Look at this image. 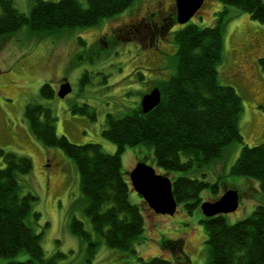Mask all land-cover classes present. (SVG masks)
<instances>
[{"label":"rangeland","instance_id":"374dc122","mask_svg":"<svg viewBox=\"0 0 264 264\" xmlns=\"http://www.w3.org/2000/svg\"><path fill=\"white\" fill-rule=\"evenodd\" d=\"M78 1L87 6V0ZM13 5L28 15L33 1L13 0ZM149 11L154 14L156 29L147 33L145 39L127 41L110 32L141 14L148 16ZM221 12L223 50L217 64L218 81L233 87L241 97L243 109L238 127L243 142L229 144L222 157L195 171L165 175L171 178L187 175L219 182L216 198L224 192V183L228 187L236 186L238 208L222 214L227 223L232 224L249 217L257 204L264 205V188L253 184V179L230 174V167L244 145L252 147L264 141V62L260 61L264 59V23L234 6L205 0L188 24L201 28L213 26ZM169 16L175 21L172 26H169ZM146 17L140 25L142 29L152 25ZM174 18L173 0H135L122 12L92 26L38 32L24 25L0 35V149L27 156L32 161V171L19 176V195L31 193L37 198L25 221L35 233L41 234L40 243L47 261L44 264H49L50 258L51 264H139L138 257L160 256L176 264L175 253L161 245L162 240L176 239L181 241L189 264L208 263L207 233L201 222L200 207L188 212L183 203H178L173 215L157 214L132 188L129 200L140 208L145 230L134 242L135 252L108 247L86 214L88 203L76 163L59 148L46 147L36 140L24 118L27 103L42 104L51 109L56 118L58 136H65L76 145L97 143L104 153L114 154L116 145L102 135L108 127V115L122 119L139 109L142 96L175 71L174 32L182 28V24ZM108 32L111 35L104 38L103 34ZM150 38H155L152 43H149ZM59 78L69 81L72 88L64 98L56 94ZM44 83L56 89L53 97L40 95ZM121 161L127 180L139 161L152 166L156 173L164 174L155 163L152 147L145 144L127 146ZM2 168L4 162L0 157ZM209 190L201 191V201H213L214 195ZM74 219L83 223L90 240L73 233ZM28 257L25 251L0 256V264Z\"/></svg>","mask_w":264,"mask_h":264},{"label":"trees","instance_id":"16d2710c","mask_svg":"<svg viewBox=\"0 0 264 264\" xmlns=\"http://www.w3.org/2000/svg\"><path fill=\"white\" fill-rule=\"evenodd\" d=\"M32 1L27 15L13 5V0H0V35L24 25L38 32L92 26L122 12L135 0H87V6H82L78 0ZM217 1L264 23L263 0ZM221 14L213 26L201 28L186 23L174 32L175 71L170 78L158 82L161 100L157 106L147 113L139 107L122 119L108 115V127L102 135L116 145L114 154L104 153L97 143L76 145L65 136H58L51 109L36 102L25 106L24 118L33 137L46 147L59 148L76 163L88 203L86 214L108 247L135 252L134 242L145 230L140 208L129 200L130 180L125 179L122 172L121 155L127 146L152 147L157 167L169 174L195 171L222 157L229 144L243 142L238 127L243 109L241 97L233 87L218 81L217 64L223 50ZM168 22L172 26L175 21ZM54 94L49 83L40 87L42 97L50 98ZM0 157L4 162V168L0 169V256L25 251L29 255L27 259L8 264H44L47 261L40 243L41 234L35 233L25 221L37 198L31 193L19 195V176L32 171V161L3 149H0ZM230 174L253 179L264 188V141L257 146L244 145L230 167ZM171 181L176 201L183 203L188 212L199 207L200 193L204 189H210L214 199L219 193V182L187 175L171 178ZM223 187L224 191L237 189L225 183ZM201 222L207 233V264H264V205L257 204L249 217L232 224L227 223L222 214L203 215ZM71 227L73 233L90 240L81 221L74 219ZM161 245L175 253L176 264H189L179 239L162 240ZM138 260L139 264H172L161 256L138 257ZM48 263L53 260L50 258Z\"/></svg>","mask_w":264,"mask_h":264},{"label":"water","instance_id":"95a60500","mask_svg":"<svg viewBox=\"0 0 264 264\" xmlns=\"http://www.w3.org/2000/svg\"><path fill=\"white\" fill-rule=\"evenodd\" d=\"M205 0H175L176 21L186 24L194 14L203 6ZM264 1V0H263ZM72 90L68 81L60 85L57 91L59 98H64ZM161 100V92L154 87L141 98V110L149 112ZM129 179L134 191L140 195L147 205L157 214L173 215L176 212V201L171 178L165 174L156 173L155 169L143 161H139L129 172ZM239 205V193L237 189H226L214 201H203L200 209L205 217L225 214L235 211Z\"/></svg>","mask_w":264,"mask_h":264},{"label":"flooded vegetation","instance_id":"af4514ba","mask_svg":"<svg viewBox=\"0 0 264 264\" xmlns=\"http://www.w3.org/2000/svg\"><path fill=\"white\" fill-rule=\"evenodd\" d=\"M173 3L175 5V0H173ZM147 13H149V15L147 16V14H146L147 17L146 16L145 17L148 18L149 20H151V22H152V25L149 26L148 29H146V28H143L142 29V27L140 26L143 23V21L145 20V17L141 14V16L136 17L135 19H133V20H131L129 22H125L121 27H116V28L110 29V32L113 31L117 35V37H119L121 39H125L127 41L139 40V39L141 40L142 38L145 39L147 33L151 32L153 29H156V28H154V26L156 25V21L152 17L154 14H152L151 11H149ZM169 18H171L170 19V22H172L173 21V17L172 16H169ZM110 32H108L107 34L106 33L103 34L104 35V38L107 35H111ZM120 32H123V33L121 34ZM154 39L153 38H150L149 43H152L154 41ZM95 41H98V38L95 39ZM65 81H67L65 78H59L56 89L59 90L60 85L63 84ZM140 107H141V105H140Z\"/></svg>","mask_w":264,"mask_h":264},{"label":"crops","instance_id":"0c3cea01","mask_svg":"<svg viewBox=\"0 0 264 264\" xmlns=\"http://www.w3.org/2000/svg\"><path fill=\"white\" fill-rule=\"evenodd\" d=\"M253 184H255L256 186H258L256 183H253Z\"/></svg>","mask_w":264,"mask_h":264},{"label":"bare ground","instance_id":"6f19581e","mask_svg":"<svg viewBox=\"0 0 264 264\" xmlns=\"http://www.w3.org/2000/svg\"><path fill=\"white\" fill-rule=\"evenodd\" d=\"M261 94H263V93H261ZM264 95V94H263ZM260 98V97H259Z\"/></svg>","mask_w":264,"mask_h":264}]
</instances>
